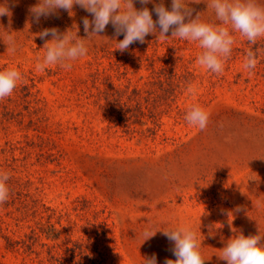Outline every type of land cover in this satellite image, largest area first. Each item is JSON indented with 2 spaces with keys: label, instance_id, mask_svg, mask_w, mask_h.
<instances>
[{
  "label": "rangeland",
  "instance_id": "rangeland-1",
  "mask_svg": "<svg viewBox=\"0 0 264 264\" xmlns=\"http://www.w3.org/2000/svg\"><path fill=\"white\" fill-rule=\"evenodd\" d=\"M38 2L15 0L0 17V71L21 73L0 100V171L10 177L0 264H144L153 254L165 264L176 257L163 230L176 227L196 232L205 264H227L218 255L231 228L264 236V37L252 45L232 32L218 75L197 63L198 42L171 30L121 53L123 35L111 24L87 38L81 21L92 17L79 6L33 23ZM191 2L192 18L220 24L210 0ZM163 3L170 10L171 0ZM45 28L77 33L87 55L71 69L38 71ZM250 49L251 74L243 67ZM193 105L210 114L205 130L185 120ZM145 231L156 234L144 241Z\"/></svg>",
  "mask_w": 264,
  "mask_h": 264
},
{
  "label": "clouds",
  "instance_id": "clouds-1",
  "mask_svg": "<svg viewBox=\"0 0 264 264\" xmlns=\"http://www.w3.org/2000/svg\"><path fill=\"white\" fill-rule=\"evenodd\" d=\"M136 0H39L29 9L33 23L39 24L41 18L47 19L57 15L58 10L72 13L74 6L85 10L92 19L82 18L83 31L88 37L99 36L111 24L115 36L123 35V39L117 42L115 50L121 53L127 51L134 43H145L149 34H156L159 28L161 38H167L171 30V37H179L188 41L198 42L203 51L197 57V63L203 68L215 74H222L225 62L231 56L235 37L232 32L239 33L246 38L249 44L255 45L258 38L264 37V6L259 5L256 0H210L207 8L215 12L216 19L220 24L205 23L200 20L199 14L193 17L194 9L185 3V0H171L170 10L165 7L163 0L155 4L154 0H139L144 7L137 9ZM201 0H192L191 3H200ZM153 3L150 10L146 5ZM15 6V0L9 4L5 0L0 4V17L10 16V8ZM155 13L157 19H153ZM187 20V22H186ZM224 25H230L231 31ZM41 40H45L46 52L42 60L37 64V70L45 71L48 65H57L65 69H71L72 61L87 55L88 48L82 39L71 35L69 30L61 33L57 28H45L37 33ZM51 37V40H47ZM4 40V39H3ZM4 42L7 50L16 51V44L11 34ZM258 60L256 52L248 50L243 67L246 70L255 69ZM21 80V73L15 68L0 71V100L11 95ZM190 93L195 92L192 87L188 88ZM209 113L199 105H193L185 115V120L200 130H205L209 122ZM9 174L0 171V204L9 198L7 182ZM237 213L242 208L235 209ZM231 212L225 213L228 217ZM232 214V213H231ZM232 220H228L231 228ZM233 235L221 249L219 259L227 264H264V236H245L231 228ZM155 232H144V241L152 238ZM163 235L174 243L171 249L176 259H167L165 264H205L201 252V242L197 240L196 232L188 227H176L163 230ZM144 264H157L156 256L153 254L144 261Z\"/></svg>",
  "mask_w": 264,
  "mask_h": 264
}]
</instances>
